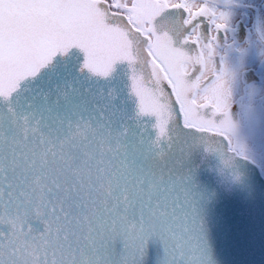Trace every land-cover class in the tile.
<instances>
[{
	"label": "snow or ice",
	"instance_id": "6c2138e0",
	"mask_svg": "<svg viewBox=\"0 0 264 264\" xmlns=\"http://www.w3.org/2000/svg\"><path fill=\"white\" fill-rule=\"evenodd\" d=\"M244 128L264 0H0V264H209L197 175L257 163Z\"/></svg>",
	"mask_w": 264,
	"mask_h": 264
},
{
	"label": "water",
	"instance_id": "95a60500",
	"mask_svg": "<svg viewBox=\"0 0 264 264\" xmlns=\"http://www.w3.org/2000/svg\"><path fill=\"white\" fill-rule=\"evenodd\" d=\"M237 168L240 178L231 182L207 165L197 175L206 192L201 214L209 264H264V176L250 161H237ZM158 251V244L151 247L147 264Z\"/></svg>",
	"mask_w": 264,
	"mask_h": 264
},
{
	"label": "flooded vegetation",
	"instance_id": "af4514ba",
	"mask_svg": "<svg viewBox=\"0 0 264 264\" xmlns=\"http://www.w3.org/2000/svg\"><path fill=\"white\" fill-rule=\"evenodd\" d=\"M239 2V0H237ZM240 143L246 145V157L250 158L254 155H257L259 150L261 151V155H257V163H255L261 170L263 176H264V148H261L262 146L257 143L250 131L247 128H244L240 133ZM233 144L235 146V141H233Z\"/></svg>",
	"mask_w": 264,
	"mask_h": 264
}]
</instances>
